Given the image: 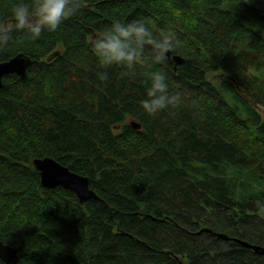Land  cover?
I'll return each instance as SVG.
<instances>
[{"label": "trees", "instance_id": "trees-1", "mask_svg": "<svg viewBox=\"0 0 264 264\" xmlns=\"http://www.w3.org/2000/svg\"><path fill=\"white\" fill-rule=\"evenodd\" d=\"M21 2L0 0V21ZM77 2L57 30L0 45V64L32 60L0 91V240L18 264H264L239 243L264 248V0ZM116 20L173 31L187 62L102 67L91 39ZM153 71L182 101L148 115ZM43 158L97 198L43 187Z\"/></svg>", "mask_w": 264, "mask_h": 264}, {"label": "clouds", "instance_id": "clouds-1", "mask_svg": "<svg viewBox=\"0 0 264 264\" xmlns=\"http://www.w3.org/2000/svg\"><path fill=\"white\" fill-rule=\"evenodd\" d=\"M79 8L77 0L18 3L11 13V21H0V45H6L13 32H24L39 39L43 33L57 30ZM179 46L180 41L173 31H155L143 20H116L91 39L93 55L104 68L119 66L134 69L147 62L164 64ZM102 77L106 78V74H102ZM145 84L141 108L146 114L155 115L180 105L182 96L179 92L170 93L164 72L153 71ZM260 207L264 208V204Z\"/></svg>", "mask_w": 264, "mask_h": 264}, {"label": "water", "instance_id": "water-1", "mask_svg": "<svg viewBox=\"0 0 264 264\" xmlns=\"http://www.w3.org/2000/svg\"><path fill=\"white\" fill-rule=\"evenodd\" d=\"M172 63L175 69L185 64L187 61L179 56L172 57ZM32 65V60L25 56H17L8 62L0 64V91L3 87V80L6 76L17 75L24 79L27 76L28 69ZM136 130H140V126L132 123ZM35 168L40 173L41 184L48 189H55L58 187L65 188L74 192L82 204L87 203L91 199H96L97 196L90 187V181L84 176H80L68 168L62 166L52 158L36 159L33 162ZM225 240H231L227 237L220 236ZM243 247L253 250L256 254L264 257V248L255 246L247 242H239ZM24 257L23 251H18L11 246L3 243L0 240V260L6 264H18Z\"/></svg>", "mask_w": 264, "mask_h": 264}, {"label": "rangeland", "instance_id": "rangeland-1", "mask_svg": "<svg viewBox=\"0 0 264 264\" xmlns=\"http://www.w3.org/2000/svg\"><path fill=\"white\" fill-rule=\"evenodd\" d=\"M258 111L261 113V115H262L263 118H264V108L258 106Z\"/></svg>", "mask_w": 264, "mask_h": 264}]
</instances>
